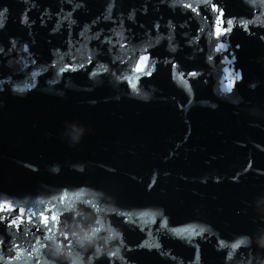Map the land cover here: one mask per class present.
Listing matches in <instances>:
<instances>
[{"label": "water", "instance_id": "95a60500", "mask_svg": "<svg viewBox=\"0 0 264 264\" xmlns=\"http://www.w3.org/2000/svg\"><path fill=\"white\" fill-rule=\"evenodd\" d=\"M112 229L95 264L264 261V0H0V264Z\"/></svg>", "mask_w": 264, "mask_h": 264}, {"label": "clouds", "instance_id": "9594fccd", "mask_svg": "<svg viewBox=\"0 0 264 264\" xmlns=\"http://www.w3.org/2000/svg\"><path fill=\"white\" fill-rule=\"evenodd\" d=\"M70 238H75L76 242L80 244L82 248H85V253L88 255L87 260L79 259L73 261V264H95V260L104 256L116 255V249L113 247L112 241H116L119 238V233L116 229H112L109 233V238L105 240L104 246L98 245V237L93 235L91 232L85 234L80 233H69ZM251 245V241L247 246ZM47 247V246H45ZM65 247L62 241L58 242V254L63 255L62 249ZM259 249L264 250V239L258 242ZM50 264V262H49ZM246 264H251V261H247ZM258 264H264V261L258 262Z\"/></svg>", "mask_w": 264, "mask_h": 264}, {"label": "snow or ice", "instance_id": "6c2138e0", "mask_svg": "<svg viewBox=\"0 0 264 264\" xmlns=\"http://www.w3.org/2000/svg\"><path fill=\"white\" fill-rule=\"evenodd\" d=\"M228 23L231 24V21H229ZM228 30L230 31V29H228ZM221 34H222L221 30L218 28V30H217V35L219 36V35H221ZM222 48H223V45H221L220 48L217 49V51H220ZM146 59H147V58H145V60H146ZM138 70H139V71H143V69H138ZM61 71H63V69H61ZM34 75H35V74H34ZM193 75H194V74H193ZM133 87H135V85H133ZM53 219H55V217H53ZM44 223L47 224V218H46V217L44 218ZM16 258L19 259V256H17Z\"/></svg>", "mask_w": 264, "mask_h": 264}]
</instances>
